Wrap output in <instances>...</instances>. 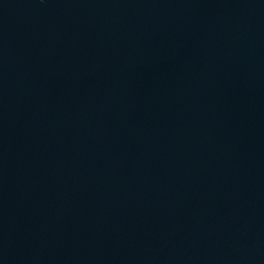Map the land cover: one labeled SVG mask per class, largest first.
<instances>
[{"label": "water", "instance_id": "1", "mask_svg": "<svg viewBox=\"0 0 264 264\" xmlns=\"http://www.w3.org/2000/svg\"><path fill=\"white\" fill-rule=\"evenodd\" d=\"M0 264H264V0H0Z\"/></svg>", "mask_w": 264, "mask_h": 264}]
</instances>
